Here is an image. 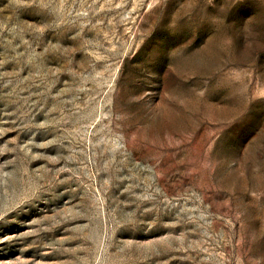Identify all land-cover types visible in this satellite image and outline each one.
I'll use <instances>...</instances> for the list:
<instances>
[{"label": "rangeland", "instance_id": "374dc122", "mask_svg": "<svg viewBox=\"0 0 264 264\" xmlns=\"http://www.w3.org/2000/svg\"><path fill=\"white\" fill-rule=\"evenodd\" d=\"M0 264H264V0H0Z\"/></svg>", "mask_w": 264, "mask_h": 264}]
</instances>
